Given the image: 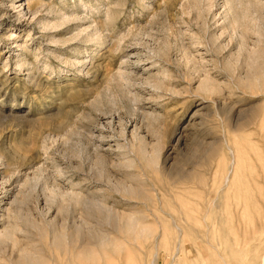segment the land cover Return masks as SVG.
Masks as SVG:
<instances>
[{
  "label": "rangeland",
  "instance_id": "374dc122",
  "mask_svg": "<svg viewBox=\"0 0 264 264\" xmlns=\"http://www.w3.org/2000/svg\"><path fill=\"white\" fill-rule=\"evenodd\" d=\"M2 184L0 264H264V0H0Z\"/></svg>",
  "mask_w": 264,
  "mask_h": 264
},
{
  "label": "bare ground",
  "instance_id": "6f19581e",
  "mask_svg": "<svg viewBox=\"0 0 264 264\" xmlns=\"http://www.w3.org/2000/svg\"><path fill=\"white\" fill-rule=\"evenodd\" d=\"M14 2V1H13ZM36 5V4H35ZM28 8H30V6L28 7ZM63 18H67L66 16H64ZM243 18V17H242ZM246 18V17H245ZM247 19H248V17H247ZM242 22V21H241ZM252 22V21H251ZM237 24H239L238 22H237ZM253 25H254V22H253ZM240 26V25H239ZM255 29V28H254ZM13 35V34H12ZM243 36V35H242ZM241 36V37H242ZM256 36H258V35H256ZM246 37V36H245ZM243 38V37H242ZM247 38V37H246ZM215 39V38H214ZM244 39V38H243ZM242 40V39H241ZM249 44V43H248ZM245 45H246V43H245ZM248 46V45H247ZM246 46V47H247ZM249 47V46H248ZM258 47V46H257ZM259 48V47H258ZM242 49V47H240V50ZM248 50L250 51V49L248 48ZM243 51V50H242ZM260 51V50H259ZM240 53V52H239ZM246 53V52H245ZM250 53V52H249ZM259 53V52H258ZM262 53V52H261ZM247 54V53H246ZM251 54V53H250ZM257 54H253V56H254V58H255V56H256ZM252 56V55H251ZM252 56V57H253ZM259 56H260V53H259ZM240 57V56H239ZM253 58V59H254ZM239 59V58H238ZM252 59V60H253ZM260 59V58H259ZM252 60L250 61L252 64H253V62H252ZM262 60V59H261ZM254 61V60H253ZM257 61H258V58H256V62L255 63H257ZM255 66V65H254ZM248 67V66H247ZM253 67V66H252ZM121 75V74H120ZM62 174V173H61ZM10 192L9 191H7V189L5 188V186H4V184H2V185H0V195H2V198L0 199V203H3V202H5L6 200H9L8 199V197H10ZM74 195V194H73ZM10 201H12V200H10ZM9 201V202H10ZM18 199L17 198H15L14 200H13V204L15 203L16 204V202L18 203ZM19 203H20V201H19ZM22 203V202H21ZM17 205V204H16ZM13 206V205H12ZM20 207L22 208V206L20 205ZM20 208V209H21ZM93 208V207H92ZM94 208L97 210V211H104V209H106V208H104L101 204L99 205L98 203H95V205H94ZM19 209V210H20ZM108 210V209H107ZM3 211H4V209H3ZM106 211V210H105ZM104 211V212H105ZM16 212V211H15ZM109 213H110V215H112V211L110 210V211H108ZM107 214V213H106ZM6 215V214H5ZM29 257V256H28ZM26 259H27V257H26ZM27 262V261H26Z\"/></svg>",
  "mask_w": 264,
  "mask_h": 264
}]
</instances>
